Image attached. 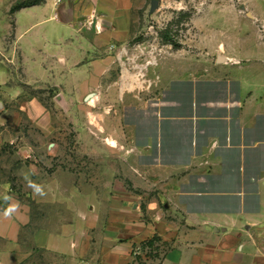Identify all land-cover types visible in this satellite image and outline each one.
Returning a JSON list of instances; mask_svg holds the SVG:
<instances>
[{"label": "crops", "instance_id": "1", "mask_svg": "<svg viewBox=\"0 0 264 264\" xmlns=\"http://www.w3.org/2000/svg\"><path fill=\"white\" fill-rule=\"evenodd\" d=\"M17 1L0 0V264H152L135 255L152 241L157 264H264V55L140 40L146 0ZM54 89L126 103L95 185L54 170L53 144L7 150Z\"/></svg>", "mask_w": 264, "mask_h": 264}, {"label": "rangeland", "instance_id": "2", "mask_svg": "<svg viewBox=\"0 0 264 264\" xmlns=\"http://www.w3.org/2000/svg\"><path fill=\"white\" fill-rule=\"evenodd\" d=\"M41 1L43 0H24L25 3ZM151 1L146 0L144 10L139 13L142 23L141 34L138 35L140 40L156 38L159 47L172 42V45H178L186 52L195 53L196 46H200L205 40L209 39L212 42L224 37L228 47L235 46L234 48L241 49L244 55L258 56L257 60L264 55V47L258 46L256 40L258 35L264 37V0H157L158 8L149 14ZM149 26L152 29H149ZM201 52L198 50L196 54ZM214 70L220 73L219 65L214 67ZM25 91L31 94V89L25 87ZM28 94L24 95L27 100L31 98ZM99 95L90 92L65 96L57 89L40 91L39 98L45 106L44 112L32 108L33 121H28V115L31 114L29 109L21 110V122L18 128L21 135L18 136L23 137V140L8 145L7 150L13 153L17 146L32 150L37 148L47 150L48 144H53L56 149L54 170H67L77 180L80 174H84L88 184L95 185L101 174V165H107L101 164L100 159L104 158L97 157L96 150L117 147L115 143V145L111 143V138L119 134L121 138L122 135L127 134L124 123L127 121L124 118L126 103L122 100L117 101L111 93L101 94V98L96 99ZM155 95L157 94H146V98ZM57 97L62 100L61 103L56 100ZM64 98L70 101L65 103ZM42 115L49 119L47 124L38 123V118ZM122 138L124 140L120 141L122 146L119 149H127L126 137ZM105 159L110 165L112 158ZM30 163L32 160L28 159L25 164L29 169ZM120 180L126 181L123 175ZM16 186L13 192L19 194V197L25 196V191L30 192L27 189H18ZM84 195L88 199L92 198L91 192ZM26 199L31 200V196ZM29 204L31 205V201ZM151 253L154 260L152 264H157L162 254L153 251ZM24 264H49V262L41 257Z\"/></svg>", "mask_w": 264, "mask_h": 264}, {"label": "trees", "instance_id": "3", "mask_svg": "<svg viewBox=\"0 0 264 264\" xmlns=\"http://www.w3.org/2000/svg\"><path fill=\"white\" fill-rule=\"evenodd\" d=\"M42 2V1H41ZM41 2H33V3H25L24 0H19L18 2H16L10 9V14L13 15L15 12L23 9V8H26V7H30V6H33V5H36V4H39ZM172 44V42H169ZM174 47H178L177 45H175ZM142 248L144 249H148L149 250V255L151 257V251H154L156 250V248L154 247V242H148L146 245H141ZM157 256V255H156ZM139 264H142V262H140Z\"/></svg>", "mask_w": 264, "mask_h": 264}, {"label": "built area", "instance_id": "4", "mask_svg": "<svg viewBox=\"0 0 264 264\" xmlns=\"http://www.w3.org/2000/svg\"><path fill=\"white\" fill-rule=\"evenodd\" d=\"M149 250L146 248H142V247H138L136 250H135V255L137 256H146L148 254Z\"/></svg>", "mask_w": 264, "mask_h": 264}, {"label": "water", "instance_id": "5", "mask_svg": "<svg viewBox=\"0 0 264 264\" xmlns=\"http://www.w3.org/2000/svg\"><path fill=\"white\" fill-rule=\"evenodd\" d=\"M159 2L157 0L151 1L150 13H153L158 8Z\"/></svg>", "mask_w": 264, "mask_h": 264}, {"label": "bare ground", "instance_id": "6", "mask_svg": "<svg viewBox=\"0 0 264 264\" xmlns=\"http://www.w3.org/2000/svg\"><path fill=\"white\" fill-rule=\"evenodd\" d=\"M115 143V142H114Z\"/></svg>", "mask_w": 264, "mask_h": 264}]
</instances>
